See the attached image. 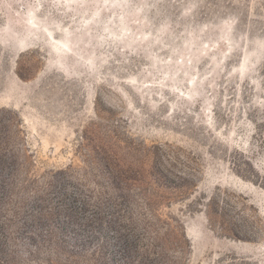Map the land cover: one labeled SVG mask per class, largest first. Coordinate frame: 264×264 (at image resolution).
<instances>
[{
	"label": "rangeland",
	"instance_id": "obj_1",
	"mask_svg": "<svg viewBox=\"0 0 264 264\" xmlns=\"http://www.w3.org/2000/svg\"><path fill=\"white\" fill-rule=\"evenodd\" d=\"M0 264H264V0H0Z\"/></svg>",
	"mask_w": 264,
	"mask_h": 264
}]
</instances>
